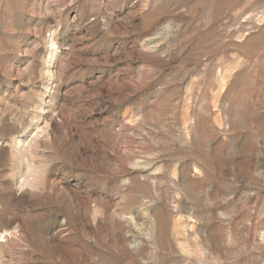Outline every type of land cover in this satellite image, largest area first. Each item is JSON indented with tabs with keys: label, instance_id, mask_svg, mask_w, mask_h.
<instances>
[{
	"label": "rangeland",
	"instance_id": "rangeland-1",
	"mask_svg": "<svg viewBox=\"0 0 264 264\" xmlns=\"http://www.w3.org/2000/svg\"><path fill=\"white\" fill-rule=\"evenodd\" d=\"M0 264H264V0H0Z\"/></svg>",
	"mask_w": 264,
	"mask_h": 264
}]
</instances>
